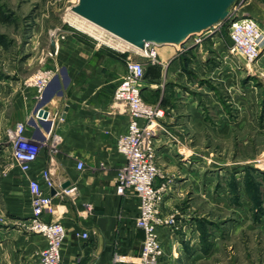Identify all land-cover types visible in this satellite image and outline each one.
Instances as JSON below:
<instances>
[{
    "label": "crops",
    "instance_id": "obj_1",
    "mask_svg": "<svg viewBox=\"0 0 264 264\" xmlns=\"http://www.w3.org/2000/svg\"><path fill=\"white\" fill-rule=\"evenodd\" d=\"M263 4L262 0H248L238 8L237 16L261 20ZM190 39L180 46L156 45L157 61L144 60L142 95L163 112L154 138L163 176H158L155 183L166 186L163 212L174 213L180 222L178 229L158 227L163 248L159 264H197L217 251L219 242L208 245L200 242L199 225L206 212H201L197 205L230 213L235 235L245 225L251 229L264 228L263 155L258 156V163L247 165L243 160L231 166L227 161L207 157V146L197 144L201 133L207 134L208 130L216 137L236 123L223 119L222 131L219 121L207 117V42L193 45ZM209 40L221 50L232 44L229 35H214ZM263 60L264 54L257 59L262 72ZM48 65L58 66L59 70L41 96L34 87L20 83L5 86L6 91L1 92L0 210L6 209L15 217L30 216L33 207L29 183L36 178L51 196V212L47 211L43 217L59 220L66 229L61 248L65 264H135L144 238V231L135 223L140 202L136 196L121 195L116 190L118 168L125 161L117 141L127 130L129 115L114 102L113 95L126 71V57L84 39L68 37L58 44V52ZM235 65L228 64L231 74L226 71L223 79L229 81L233 72L235 75L241 72L234 70ZM201 78L205 79L203 83ZM240 79L231 80L230 88L237 93L244 91L242 95L247 96H243V104H252L251 117L240 124L247 121L252 130L264 132V121L260 122L258 114L259 87L238 85ZM250 93L252 97L248 100ZM40 106L49 107L46 118L38 114ZM18 121L26 123L27 134L41 145L37 160L27 172L11 155L8 130ZM53 134L60 136L55 145ZM79 161L84 162L81 169ZM47 168L53 171L54 188L58 190L55 194L41 176ZM249 172L261 184L260 209L253 207L252 194L246 186ZM64 182L75 189L64 193ZM216 222L214 217L207 216L211 238L220 234L213 228ZM83 232H88L87 238L80 235Z\"/></svg>",
    "mask_w": 264,
    "mask_h": 264
},
{
    "label": "rangeland",
    "instance_id": "obj_2",
    "mask_svg": "<svg viewBox=\"0 0 264 264\" xmlns=\"http://www.w3.org/2000/svg\"><path fill=\"white\" fill-rule=\"evenodd\" d=\"M247 1L238 0L230 16L213 27L212 31L204 33L200 41H196L194 37L189 40L193 45L207 42V117L219 121L218 127L221 129L225 126L222 124L225 118H228L230 123H236L228 125L229 129L224 131L226 133H220L216 137L212 133L209 134L208 130L207 134L201 133L196 139L197 144L207 146V157L218 162L227 161L231 166L239 165L243 160L247 165L258 163V156L264 157V132L252 130L247 121L240 124L243 119L251 117L252 104H243V96H247L242 95L244 91L237 93L230 88L233 85L230 82L234 78L237 81L241 78L238 85L255 84L259 87L258 114L260 122L263 123L264 72L259 69L257 59L264 54V41L257 56L249 61L240 52H231V45L225 46L224 50L219 49L220 47L217 49L215 42L209 39L214 35L228 36L231 23L240 19V16H237L238 8ZM262 1L264 3V0ZM77 3L78 0H0V97L1 92L6 91L3 89L5 86L11 87L20 83L33 87L30 84L31 79L40 70L52 67L48 65L49 60L58 52V44L68 37L84 39L107 48L110 52L123 53L126 61L132 58L144 64L146 56L133 47L119 44L120 42L107 32L92 28V31L87 30V33L78 27L77 23H84L75 19L77 15L71 10ZM255 20L264 35V17ZM232 62L236 64L234 70L241 72L238 75L233 72V78L226 81L227 79L223 78L227 75L225 72L230 70L228 64ZM260 64L263 66L264 60ZM252 72L255 74L252 75ZM203 81L205 79H202L201 83ZM10 87L7 90H10ZM228 89L230 92H227ZM251 97L250 93L247 99L250 100ZM240 100L241 104L238 103ZM197 206L201 212H206L205 219H202L199 225L201 244L219 242L217 251L197 264H264V228L251 229L245 225L244 229L235 235L236 227L229 220L230 213L219 212L213 206L204 204ZM253 207L256 208L254 202ZM207 216L217 220L213 228L219 230L218 238L210 237L208 229L211 227L207 226ZM29 217H15L6 209L0 210V264H37L44 247V237L29 229Z\"/></svg>",
    "mask_w": 264,
    "mask_h": 264
},
{
    "label": "built area",
    "instance_id": "obj_3",
    "mask_svg": "<svg viewBox=\"0 0 264 264\" xmlns=\"http://www.w3.org/2000/svg\"><path fill=\"white\" fill-rule=\"evenodd\" d=\"M203 34L193 37L196 41H200ZM229 36L232 40L231 52L238 51L249 61L257 56L264 41V35L261 34L257 21L252 17L234 20L230 25ZM140 51L151 61H157L156 45L147 44L145 50ZM58 70V66L45 68L31 79L30 84L37 90L39 96L42 95ZM144 75V64L128 58L126 71L114 90V102L121 105V108L129 115L127 130L120 134L117 141V148L125 156V161L118 168L116 190L121 195L136 196L140 202L135 223L144 231V238L135 264H159L163 248L158 227L168 226L178 229L180 222L174 213L165 214L163 212L162 204L166 186L155 183L158 176H163L162 169L157 163L154 144V138L161 126L158 119L163 112L159 105L150 103L143 97L141 82ZM26 130L24 121L16 122L15 126L8 130L11 155L25 172L30 170L41 150L39 142L30 137ZM59 140L58 134L52 135L54 145ZM83 167L84 162L79 161L78 168ZM41 176L48 188L55 187L52 168L44 169ZM29 185L32 192L33 210L29 217L28 227L43 235L46 240L37 264H65L61 259V248L66 236V229L59 220H47L43 217L47 211L51 212V196L44 192L38 179L31 178ZM74 189V186H67L62 190L64 193H69ZM80 235L87 238L88 232H83Z\"/></svg>",
    "mask_w": 264,
    "mask_h": 264
},
{
    "label": "water",
    "instance_id": "obj_4",
    "mask_svg": "<svg viewBox=\"0 0 264 264\" xmlns=\"http://www.w3.org/2000/svg\"><path fill=\"white\" fill-rule=\"evenodd\" d=\"M238 0H78L73 13L129 45L180 46L224 22ZM38 114L47 117L48 106ZM69 182H64L66 188ZM56 189L52 188V194Z\"/></svg>",
    "mask_w": 264,
    "mask_h": 264
},
{
    "label": "trees",
    "instance_id": "obj_5",
    "mask_svg": "<svg viewBox=\"0 0 264 264\" xmlns=\"http://www.w3.org/2000/svg\"><path fill=\"white\" fill-rule=\"evenodd\" d=\"M235 187H237L236 180L233 181ZM246 183H247V189L252 194V200L256 204V207L259 209L261 208V198H260V186L261 184L258 182V180L252 175V173H248L246 177ZM208 236V235H207Z\"/></svg>",
    "mask_w": 264,
    "mask_h": 264
},
{
    "label": "bare ground",
    "instance_id": "obj_6",
    "mask_svg": "<svg viewBox=\"0 0 264 264\" xmlns=\"http://www.w3.org/2000/svg\"><path fill=\"white\" fill-rule=\"evenodd\" d=\"M73 14H74V13H73ZM75 19H77V20L80 21V22H83L84 24L89 25L88 27H86V26H85L84 24H82V23H77V24H76L78 27H80V28L86 30V32H87V30L92 31V28H94V29H98V30H100L101 32H106L105 30L99 28L98 26H96V25H94L93 23H91V22L85 20L84 18L79 17L78 15L75 16ZM71 21H72V20H71ZM74 22H75V20H74ZM75 23H76V22H75ZM75 23H74V24H75ZM87 33H88V32H87ZM108 34L111 35L112 38H114L115 40L119 41V42H120V43L118 42L119 44L122 43V44H124V45H126V46L132 47V46L129 45L128 43H126V42H124L123 40L119 39L118 37H116V36H114V35H112V34H110V33H108ZM116 45H117V44H116ZM133 48H135V47H133ZM135 50H137L138 52H142V51H140V50L137 49V48H135Z\"/></svg>",
    "mask_w": 264,
    "mask_h": 264
}]
</instances>
